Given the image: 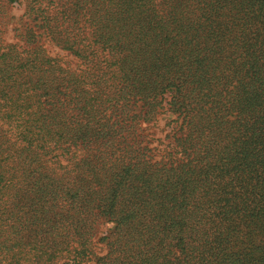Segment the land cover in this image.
<instances>
[{
    "label": "trees",
    "instance_id": "obj_1",
    "mask_svg": "<svg viewBox=\"0 0 264 264\" xmlns=\"http://www.w3.org/2000/svg\"><path fill=\"white\" fill-rule=\"evenodd\" d=\"M25 4L23 45L0 37V264H264V0Z\"/></svg>",
    "mask_w": 264,
    "mask_h": 264
},
{
    "label": "rangeland",
    "instance_id": "obj_2",
    "mask_svg": "<svg viewBox=\"0 0 264 264\" xmlns=\"http://www.w3.org/2000/svg\"><path fill=\"white\" fill-rule=\"evenodd\" d=\"M18 3L13 4H3L0 9V21H3L4 24L1 28V45L2 46H22L23 41L21 37H23L31 25L28 21L26 11V0H18ZM58 9H50L49 13L52 17V21H55L56 13ZM80 21H84V19H80ZM42 48L45 53H47L48 57L56 59L58 63L65 69H69L71 71H79L82 66H80V62L72 57L66 51L60 49L54 43H52L49 38L42 40L41 43ZM175 117L169 114L163 108L161 113L158 115L156 121L150 125L149 133H147V139L152 140L151 146H149L151 153L153 154L156 160H161V157H165V153L161 150L165 151V147L168 143V138L165 139V136L171 130V126L168 123L174 120ZM156 146L159 150L153 148ZM166 152V151H165ZM164 160H167L165 157ZM108 230V227L105 224H101L96 229V235L94 238L93 251L96 255H101L105 252V247L103 244L97 242L100 237L104 236ZM93 257L86 262L85 264H93Z\"/></svg>",
    "mask_w": 264,
    "mask_h": 264
}]
</instances>
